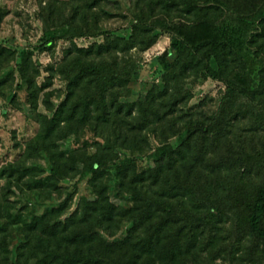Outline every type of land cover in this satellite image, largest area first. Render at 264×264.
Returning a JSON list of instances; mask_svg holds the SVG:
<instances>
[{
	"label": "trees",
	"instance_id": "1",
	"mask_svg": "<svg viewBox=\"0 0 264 264\" xmlns=\"http://www.w3.org/2000/svg\"><path fill=\"white\" fill-rule=\"evenodd\" d=\"M219 1L129 0L131 28L121 35L101 24L127 18L107 8L112 0H39L50 26L35 44L0 40V95L19 78L16 91L35 102L39 124L0 165V264H264V2L243 17L251 30L236 34ZM7 14L0 7V28ZM164 33L170 49L155 79L122 100ZM84 35L102 39L73 42ZM61 39L72 42L39 82L35 51L53 52ZM55 78L64 91L49 89ZM209 78L224 96L212 108L213 97L191 104ZM86 131L94 138L78 147L60 140ZM122 151L150 160L134 170ZM87 176L93 196L68 213ZM124 225L127 246L114 238Z\"/></svg>",
	"mask_w": 264,
	"mask_h": 264
},
{
	"label": "rangeland",
	"instance_id": "2",
	"mask_svg": "<svg viewBox=\"0 0 264 264\" xmlns=\"http://www.w3.org/2000/svg\"><path fill=\"white\" fill-rule=\"evenodd\" d=\"M114 3H107L106 6L108 9L114 12H121L127 15L126 19L113 18L106 19L101 22V24L113 31L115 34H128L130 30V25L132 23L130 9H129V0H116ZM221 4L225 8L226 19L225 22H229L231 26L234 27L236 34L242 33L243 30H249L251 27L243 22V17L250 14L257 7H259L264 0H220ZM58 2L57 4H60ZM46 2H39V0H0V7H7L9 9V14L5 15L4 22L0 28V40H6L9 45L14 48H24L32 47L38 38L42 34L44 24L50 26V20L48 15L43 12L42 6ZM44 14V15H43ZM43 15V16H42ZM189 27L193 26V23L187 24ZM229 26V30H232ZM251 30V29H250ZM102 39V35L98 37L95 36H78L73 39V42H76L79 46H88L93 41ZM170 40L171 35L169 33L162 34L158 41L145 51L139 63L138 75L132 81L126 91V95L122 100H136L139 95L143 94V88L147 81H152L154 78L152 71L154 70L157 62L159 61V56L162 55L165 51L170 49ZM71 40L61 39L56 46V49L53 52L44 51L39 52L35 51L33 56L36 64H39L42 70V74L39 78V82L43 81L45 75L47 74L45 67L50 63L58 62L63 55V50L69 46ZM159 78H156L158 81ZM19 81V78L15 83L11 84L6 90V95H0V165L6 164L10 161L16 159L19 154L23 151L25 141L33 137L38 131L39 124L36 121V107L35 102L30 100L26 101V92L22 90L16 91L15 84ZM50 90H56V93L62 92L65 90V83L59 79L55 78L52 87ZM225 85L214 79H207L204 82L197 83L194 90V98L191 101V104H195L202 99H207L213 97L214 100L210 103L211 108L215 106V103L221 97L224 96ZM17 94V97L13 99V95ZM55 102H58V98H54ZM43 108V107H41ZM94 138V134L91 131H86L82 135L81 140H73V137L61 136V142L64 140H72L68 143L70 146L78 147L82 145L83 140H91ZM156 145V142H154ZM153 145V146H154ZM91 153L94 157L101 160L103 159L102 152L99 149L92 147ZM155 147L152 148L154 150ZM123 152V151H122ZM151 152V151H150ZM149 152V153H150ZM128 156L133 158V167L134 170L140 168V166L146 165L150 160L149 155L141 154L139 157L134 155L130 151L126 153L123 152L121 156ZM106 162V160H104ZM43 164L47 162L43 161ZM90 176L85 177L77 185V193L75 200L71 209L68 211L70 213L77 205L78 201L83 198L84 200L93 196L92 187L89 185L88 180ZM75 180H70L66 184L71 188H74ZM19 195L17 194V189L13 192L12 199L19 200ZM60 196H57L59 198ZM5 199V190L0 189V202ZM45 199L51 200L49 194H46ZM43 200V199H42ZM44 201V200H43ZM94 229V228H93ZM92 229V230H93ZM127 227L124 225L120 230L115 234L114 238L119 239L120 242L127 246L128 241L125 240ZM87 237L90 236V231ZM19 242V238L15 243ZM95 255L97 252L94 253ZM16 250L15 247L12 249V259L15 260ZM124 260L114 262V264H120ZM216 262L218 264H230L228 261L218 259ZM35 260L33 257H26L23 264H34Z\"/></svg>",
	"mask_w": 264,
	"mask_h": 264
},
{
	"label": "water",
	"instance_id": "3",
	"mask_svg": "<svg viewBox=\"0 0 264 264\" xmlns=\"http://www.w3.org/2000/svg\"><path fill=\"white\" fill-rule=\"evenodd\" d=\"M167 53H168V52H167V51H165L163 54H164V55H167Z\"/></svg>",
	"mask_w": 264,
	"mask_h": 264
}]
</instances>
